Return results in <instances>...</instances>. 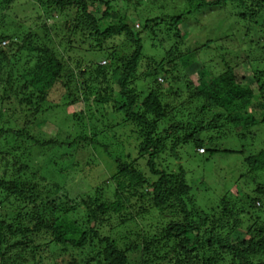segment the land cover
<instances>
[{
    "label": "trees",
    "instance_id": "1",
    "mask_svg": "<svg viewBox=\"0 0 264 264\" xmlns=\"http://www.w3.org/2000/svg\"><path fill=\"white\" fill-rule=\"evenodd\" d=\"M17 1L0 2V120L9 114L18 119L21 114L25 116L24 126L1 129L0 135L16 137L19 145L27 141L36 151L53 150L56 142L39 141L31 135L29 126L39 119V113L59 104L60 100L55 102L52 95L61 85L67 91L63 100L70 107L93 97L99 105L114 104L137 127L140 147L135 159L106 152L116 168L112 175L116 186L110 200L82 194L73 199L67 193L58 194L57 183L53 188L51 184L47 186V178L37 172H30L34 181L11 183L0 178V264H264V184L256 177L264 171V150L244 155L245 175L252 176L254 182L251 194L233 200L225 197L219 210L212 213L197 207L184 168L168 171L158 161L167 149L175 154L190 144L196 150L207 147L204 154L197 151L199 155L231 153L221 150L222 140L252 139L254 128L264 122L253 114L254 102L259 97L264 101V70L254 68V62L247 57L242 60L244 53L238 52L232 61V53L225 55V71L213 75L204 68L193 46L182 49L192 29H207L201 23L207 10L216 9L220 16L224 15L217 22L222 25L227 22L224 9L228 7L240 12V18L253 21L264 39V0H182L171 13L165 5L153 1L160 12L155 18L139 14L142 0H124L134 9L132 20H142V30L119 20L120 13L113 10L112 0H40L47 13L57 10L52 9L53 5L62 7L57 11L69 18L66 26L70 34L86 37L89 32L99 49L107 50L106 56L111 58L105 65L93 62V76L81 72L79 75L86 80L79 87L75 73H68L61 55L56 54L51 42H46L51 36L46 23L43 31L39 28L31 32L26 22L13 17ZM98 7L105 9L99 20ZM68 9L75 10V18L69 16ZM109 16L118 21L104 29L101 22ZM158 34L173 41L159 61L144 53V36ZM121 36L135 46L128 58H117L118 48L109 44ZM198 38L194 45L201 49H211L217 42L211 39L202 43ZM72 41L69 38L71 46ZM163 41L151 44L156 54L163 50ZM260 43H249L250 48L257 46L253 54L258 65L264 63V41ZM143 66L146 71L140 73ZM180 67L191 73L199 67L198 84L178 75ZM100 75L108 85L110 78L115 82L116 93L108 86L110 95L100 94L101 82L94 79ZM142 79L153 84L145 95L137 85ZM160 79L169 84L168 89ZM171 82L178 89L188 90L186 102L178 106L168 102L174 91ZM75 83L83 97L74 94ZM102 117L108 120L109 116ZM108 128L113 133L115 126ZM209 131H216V136L208 137ZM94 139L89 137L90 141ZM13 152L4 155H16ZM22 155L27 157L25 152ZM15 159L18 165L19 156ZM141 160L149 174L141 169ZM79 206L86 210L82 217ZM148 217H155V223L144 227L137 222L142 219L145 223ZM105 227L113 228L110 234H105Z\"/></svg>",
    "mask_w": 264,
    "mask_h": 264
},
{
    "label": "rangeland",
    "instance_id": "2",
    "mask_svg": "<svg viewBox=\"0 0 264 264\" xmlns=\"http://www.w3.org/2000/svg\"><path fill=\"white\" fill-rule=\"evenodd\" d=\"M34 1L36 4L32 0H18L13 6V17L17 16L19 17L18 21L26 22V29L31 32L39 28L40 31H43V25L46 23L47 29L51 30V36L46 42L48 44L51 42L50 46L56 49L54 50L57 55H61L68 73H75L78 87L82 86L81 84L85 82L86 78H82L79 74L81 72H88L86 76H93L92 68L94 69L95 63L105 65L111 59L109 55L106 56L107 50L103 51L99 49L101 48L98 45L99 43H96V39L90 38L89 32H86V37H83L82 34H70L66 26L69 23V18L58 12L62 7L57 8L56 5H53L52 9L54 8L58 11L55 10L54 12L47 13L46 7H42L43 5L40 0ZM153 1L154 3L157 2L159 6L165 5L169 13L173 11L175 6L182 3V0H142L137 10L139 14L145 15V18H155V16L159 15L160 12L156 11L157 7L153 6ZM111 2L113 10L120 13L119 20L126 21V23L134 26L137 30H142V20L139 17L136 20H132V12H134L132 6L129 7L124 0H112ZM39 4L41 8L38 6ZM231 8L224 9L228 19L222 25L217 22L224 15L220 16L216 9L207 10L201 21L203 25H207V29H192L186 43L182 45V49L184 50L188 46H193V50L198 51L197 56L203 63L204 68L209 70L213 75L218 76L225 71V62L223 61L225 55L232 53V57L229 60L232 61L238 52L240 54L244 53L242 60L247 57L246 59H251L254 62V68L264 70V63L258 65V62L254 58L255 54L253 53L258 50L257 46L252 48L249 46V43L252 41L255 44L257 42H261L260 44H262L264 41L262 36L257 33L259 28L253 21L240 18V12ZM98 9L99 12L96 13V17L99 20L103 18L102 15L105 9L101 7H98ZM67 11L70 17L75 18V10L68 9ZM117 21L112 16H109L102 20L101 25L105 29L111 24H116ZM197 26L199 27L196 23ZM158 35L160 36H144L146 45L144 53L147 58L159 61L164 53L173 46V41L163 38L161 34ZM197 37H199L198 41L202 43L211 39L217 40V42L211 49H205L204 47L201 49L200 45H194ZM69 38L73 40L72 46L70 45ZM163 39V50L158 51L156 54V51L152 50L151 44L157 45L158 41ZM109 42L111 46L118 48L117 58L121 56L128 58L135 51L134 44H131L126 37L121 36ZM112 60L114 65L115 58ZM178 70V75L185 76L186 81L193 82L195 85L198 84L199 76L197 75V70H199V67L193 73L185 67H180ZM144 71H146V68L143 66L140 73ZM65 76L68 77L69 75L65 74ZM108 76L110 77L111 74H108ZM94 79H99L98 81L101 82L99 91L102 96L110 95V89H115V93L117 92L115 82L111 78L110 85L105 83L102 75ZM160 82L164 84L165 89H168L169 84H166L165 81L162 82L161 79ZM170 84L174 87V91L170 94L168 102L174 106L186 102L188 90L184 88L178 89V85L172 82ZM137 85L139 86L140 93L142 92L144 95L149 92V87L153 86V84L150 86L147 79H142ZM108 86L112 88L109 89ZM76 87L77 83L74 86V94L83 97L84 94L81 88L78 92ZM66 94L65 88L61 87V85L58 86L52 95V100L54 99L55 102H59L60 100L59 104H54L42 114L39 113V119H35V122L31 124L33 127L29 126L31 135L35 136L39 141L54 140L56 143L53 150L49 152L43 150L36 151L32 149L33 144L25 141L26 138L24 139L25 144L19 145L16 142V137L13 138L12 135L4 133L0 135V178L8 179L11 183L15 180L19 182L34 181L33 175L30 172H37L38 175L47 178V186L51 184V188H53L54 184L57 183L59 186L57 188L58 194L60 192L67 193L73 199L82 194L89 195L92 198L103 196L104 200H110L113 198L116 186L112 179L116 168L114 167L113 158L111 159L106 152L109 150L114 156H121L123 159H126L128 156L133 159L137 158L140 147V142L135 133L137 127H134L133 123L127 120L124 114L119 113L113 107L114 104L102 106L94 102L95 97H93L89 101L84 99L81 105L78 104L70 107L69 102L63 100ZM253 106L254 116L259 121L263 120L264 101L259 97ZM105 114L109 116L108 120L102 117ZM20 116L17 119L9 114L4 119H1L0 130H9L17 127L23 128L25 116L21 114ZM30 121L32 120L30 119ZM108 126H115L113 133L110 132ZM254 132L255 135L252 136V139H234L231 137L222 140L220 143L221 150L227 149L232 152H217L211 157L209 153L199 155L198 153H200L201 149L196 150L193 144L184 147V149L176 150L175 154L170 149H167L163 155L158 157L159 165L168 171H179L180 168H184L187 171V179L192 186V196L196 200L197 207L207 213L216 212L219 210L218 206L223 198L229 197L233 200L238 196L251 194L250 189L254 187L251 186L253 179H251L252 176L245 175L247 168L243 165L244 158L246 157L244 155L247 153L249 155L256 154L264 150V122H260L254 128ZM114 133H116L115 137L117 138L112 136ZM216 133V131H209L208 137L216 136ZM89 137H95V142H93L94 140L90 141ZM75 141L78 144H75ZM61 144L64 146L62 147ZM71 144L75 145L69 147ZM203 149L205 150L207 147H203ZM13 151H17L18 153ZM239 151L244 152V154L238 153ZM6 152H13L18 155L19 164L16 165V155H4ZM23 152H25L27 157L24 156L22 158ZM139 163L142 165L141 169L149 174L145 161L141 160ZM256 177L257 181L264 184V171L258 173ZM83 208V206H79V210H82L81 217L83 214H86V210ZM5 209L9 211L8 207ZM79 218L76 219L79 220ZM151 219L148 217L145 223L142 222V219H137V222L147 227L153 221L155 223V217L153 218L154 220ZM115 224L113 223V226ZM112 229L105 227V234H110Z\"/></svg>",
    "mask_w": 264,
    "mask_h": 264
},
{
    "label": "built area",
    "instance_id": "3",
    "mask_svg": "<svg viewBox=\"0 0 264 264\" xmlns=\"http://www.w3.org/2000/svg\"><path fill=\"white\" fill-rule=\"evenodd\" d=\"M200 153H205V150H204V149H201V150H200Z\"/></svg>",
    "mask_w": 264,
    "mask_h": 264
}]
</instances>
